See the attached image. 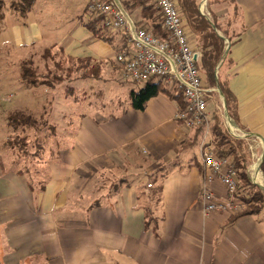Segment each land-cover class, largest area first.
I'll use <instances>...</instances> for the list:
<instances>
[{
    "label": "crops",
    "instance_id": "obj_1",
    "mask_svg": "<svg viewBox=\"0 0 264 264\" xmlns=\"http://www.w3.org/2000/svg\"><path fill=\"white\" fill-rule=\"evenodd\" d=\"M112 1L124 9L129 2ZM174 1L202 55L206 34L197 12L224 40L216 80L220 75L228 100L217 81L206 115L211 124L220 116L224 130L245 142L248 176L259 183L250 171L258 178L260 166L264 174V0ZM128 13L153 31L140 8ZM69 30L61 52L100 64L99 76L72 82L82 97L71 103L85 108L78 117L61 126L53 111V120L42 119L50 130L41 132L35 177L3 163L0 150V264H264V208L203 218L207 171L200 137L176 119L178 102L161 93L145 111L131 107L130 92L137 88L123 79L116 61L133 53L126 37L120 34L110 45L83 21ZM109 87L117 94L91 110ZM212 189L226 196L219 180Z\"/></svg>",
    "mask_w": 264,
    "mask_h": 264
},
{
    "label": "rangeland",
    "instance_id": "obj_2",
    "mask_svg": "<svg viewBox=\"0 0 264 264\" xmlns=\"http://www.w3.org/2000/svg\"><path fill=\"white\" fill-rule=\"evenodd\" d=\"M4 1L0 0L4 5L3 8L0 6V150L3 154L1 158L3 163L16 169L23 171L29 169L31 176L35 177L41 164L40 156L43 149L41 132L50 130L42 119L48 118L50 121L53 118V111L56 113L57 123L61 126L64 121L78 117L85 110L82 106L73 105L71 101L75 97H82L81 90L76 91L72 82L85 74L86 65L68 59L59 46L64 37L67 39L65 35L71 31L69 28L76 21L86 23L88 17L92 15L90 9L84 14L91 0H14L16 8L9 5V0ZM159 20L158 16L157 21ZM34 23L41 28L36 29ZM163 32L159 31L161 35ZM26 62L29 73L24 79L22 67ZM202 62L203 57L201 67L204 66ZM94 66L99 68L100 64L98 67ZM203 70L205 84L212 87L205 66ZM121 71L123 79L131 82L125 78L122 69ZM216 72L217 68L215 75ZM31 80L36 81V86L29 84ZM129 84L135 88L141 86ZM168 87L173 88L171 85ZM69 88L75 94L69 95ZM116 94L117 92L109 87L106 96L103 92L102 96L97 97L95 106H99L91 107V110L102 108V105L111 100L109 96ZM21 114L29 115L30 119L36 122L35 125L26 129L23 127L13 129L10 126V118ZM53 144V141L47 142L45 148ZM7 154L9 156H5ZM257 157L254 163H258L260 157ZM260 173L264 180L263 172Z\"/></svg>",
    "mask_w": 264,
    "mask_h": 264
},
{
    "label": "built area",
    "instance_id": "obj_3",
    "mask_svg": "<svg viewBox=\"0 0 264 264\" xmlns=\"http://www.w3.org/2000/svg\"><path fill=\"white\" fill-rule=\"evenodd\" d=\"M152 1L161 14L168 39L137 28L129 13L112 0H91L89 9L92 14L104 16L105 27L119 30L128 38L133 53L116 56L125 78L138 83L164 78L175 83L183 93L186 108L177 113L176 119L192 129H202L200 151L207 171L201 192L203 218L208 219L216 212L241 214L246 204L238 198L236 166L230 156H217L212 143V124L206 110L214 89L205 84L200 68L202 52L191 43L177 3L174 0ZM216 180L225 187V197L213 191L212 184Z\"/></svg>",
    "mask_w": 264,
    "mask_h": 264
},
{
    "label": "trees",
    "instance_id": "obj_4",
    "mask_svg": "<svg viewBox=\"0 0 264 264\" xmlns=\"http://www.w3.org/2000/svg\"><path fill=\"white\" fill-rule=\"evenodd\" d=\"M0 6H2L3 8L4 6L3 3L0 2ZM13 7H15V5H13ZM131 8H140L141 18L150 19L153 22L152 23L153 31L145 27H142L141 22H135L137 28L151 31L153 34H155L156 36L162 39H168V34L162 26L161 14L152 0H129V2L126 3L125 5V9L131 13ZM183 8L184 7L182 5V9ZM88 9L89 8H86L85 14H87ZM157 15L160 17L159 22L157 21L158 19ZM197 15L200 19V24L203 25L202 33L206 34L205 37L200 38L201 46L199 47L202 48L204 52L202 63L208 70L209 80L211 85L216 87L218 81L221 91L224 93L226 99L228 100L225 84L221 76L219 75L216 80L217 76L215 75V70L218 64L220 63L224 53V48H225L224 40L221 39L216 34V32L211 29L209 22L205 20L204 17L198 14V12ZM89 17L90 19L87 20L85 26L96 39L104 41L105 43H108L110 45H114L116 37L120 34L123 35V33L119 30L114 31L105 27L103 15L92 14ZM159 31L160 32L164 31V32L161 35ZM125 39L128 40L127 37ZM77 61L80 64H85L86 67H85V74H82L80 77L76 79H85L87 77L99 76L100 66L98 63L93 64L92 61L88 59H80ZM26 64L27 62L22 67L23 69L22 77L24 79L28 77V73H29V69ZM94 65H97V67L99 66V68H96ZM204 66L201 68H204ZM89 67L90 69L88 70ZM131 82L137 85L141 84V86L137 87V89H133L130 92V105L136 111H145L149 101L157 97L161 93L168 95L173 100L178 102L180 111H183L186 108V102L183 97V93L180 91V89L175 83H170L168 82L167 79L151 78L149 81L145 83H138L133 81ZM29 84L33 86L36 84V81L31 80L29 81ZM38 85L39 84H37V86ZM169 85H171L173 88L170 89L168 87ZM69 89H70L69 95L71 93L75 94V92L71 88ZM35 123L36 122L32 121L30 119V116L26 114H21L10 118V126L13 127V129L20 127L26 129L29 127H33ZM196 133L197 136L201 138L202 129L201 128L197 129ZM212 135H213L212 143L214 144V148L217 156L219 157L230 156L233 159V163L236 166L237 177L239 180L238 198L247 205V209L241 214L245 215V214L257 213L261 211L264 208V191L258 185L253 184L248 176L247 169L250 161H249L248 153L246 151L247 146L245 142L234 139L232 136H230L229 133H227L226 130H224L220 116H217L216 122L212 124ZM149 218L150 217H148V219Z\"/></svg>",
    "mask_w": 264,
    "mask_h": 264
},
{
    "label": "bare ground",
    "instance_id": "obj_5",
    "mask_svg": "<svg viewBox=\"0 0 264 264\" xmlns=\"http://www.w3.org/2000/svg\"><path fill=\"white\" fill-rule=\"evenodd\" d=\"M257 168H258V165H257ZM251 173H252V178H253L255 181L259 182L258 184H262V185L264 186V180H263V178H262L261 176H259L258 178H256V177H255L256 174H255V172L252 171V170H251Z\"/></svg>",
    "mask_w": 264,
    "mask_h": 264
},
{
    "label": "water",
    "instance_id": "obj_6",
    "mask_svg": "<svg viewBox=\"0 0 264 264\" xmlns=\"http://www.w3.org/2000/svg\"><path fill=\"white\" fill-rule=\"evenodd\" d=\"M229 120H230V118H229ZM230 122H231L232 125H234L231 120H230ZM263 162H264V153H263V156L261 158V163H263ZM259 171L261 172L260 166H259ZM255 184L258 185L264 191V186L262 184H258V183H255Z\"/></svg>",
    "mask_w": 264,
    "mask_h": 264
}]
</instances>
